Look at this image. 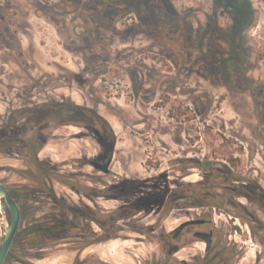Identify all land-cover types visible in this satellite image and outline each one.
I'll return each mask as SVG.
<instances>
[{
	"label": "rangeland",
	"instance_id": "1",
	"mask_svg": "<svg viewBox=\"0 0 264 264\" xmlns=\"http://www.w3.org/2000/svg\"><path fill=\"white\" fill-rule=\"evenodd\" d=\"M233 14L214 0H0V132L18 144L0 183L22 211L6 264L148 262L144 211L182 195L225 223V186L264 177V16L236 33ZM110 158L109 175L90 164Z\"/></svg>",
	"mask_w": 264,
	"mask_h": 264
},
{
	"label": "flooded vegetation",
	"instance_id": "2",
	"mask_svg": "<svg viewBox=\"0 0 264 264\" xmlns=\"http://www.w3.org/2000/svg\"><path fill=\"white\" fill-rule=\"evenodd\" d=\"M96 161L110 163L111 172V158L107 162ZM225 191L226 198L218 205L228 216L220 213L225 223L216 220V207L203 205L196 208L188 202V195L177 197L169 209L144 211L148 216L156 214L154 231L134 232L145 239L154 238L150 242L154 246V256L148 262L139 261V264H264V177L238 176L232 186H225ZM80 195L84 196L82 192ZM168 216L179 222L170 232L165 226ZM249 249L252 257L246 262Z\"/></svg>",
	"mask_w": 264,
	"mask_h": 264
},
{
	"label": "trees",
	"instance_id": "3",
	"mask_svg": "<svg viewBox=\"0 0 264 264\" xmlns=\"http://www.w3.org/2000/svg\"><path fill=\"white\" fill-rule=\"evenodd\" d=\"M222 2H227L230 7L233 8L234 14L232 15V20H234L233 24V30L237 33V31H241V33H244V31L248 28L254 25L255 20H260L262 16H264V0H214L215 9L218 8ZM211 25V24H210ZM244 46H240L238 49L243 50ZM245 50V48H244ZM258 50L260 52V57L264 56V33H263V41L260 43ZM35 116H37L39 113L34 112ZM16 113H14V116ZM16 128L18 131L21 127V124L19 125L18 122H13L10 125L11 127ZM12 127V128H13ZM13 128V129H14ZM13 134L11 131V135L9 137H5V135L0 132V153H7L10 154L11 150L13 148L17 147V143H11L10 141L13 140L12 138ZM18 138L19 141H23L22 137L18 135L15 136ZM12 138V139H10ZM23 145L26 146L25 150L28 152L27 155H31L33 158H38L39 149H35L28 141L22 142ZM91 221H94L103 227H105V223H101L98 218L96 217H89ZM20 235V232H18L17 236ZM15 242V241H14Z\"/></svg>",
	"mask_w": 264,
	"mask_h": 264
},
{
	"label": "water",
	"instance_id": "4",
	"mask_svg": "<svg viewBox=\"0 0 264 264\" xmlns=\"http://www.w3.org/2000/svg\"><path fill=\"white\" fill-rule=\"evenodd\" d=\"M91 165L95 169L101 170L106 174L110 172V163L102 164L97 161H92ZM0 203L2 205V210L0 209V228L2 231L0 264H6V260L21 226L22 215L18 203L12 197L8 187L3 183H0ZM3 208L8 210L10 214L9 218L4 216Z\"/></svg>",
	"mask_w": 264,
	"mask_h": 264
},
{
	"label": "bare ground",
	"instance_id": "5",
	"mask_svg": "<svg viewBox=\"0 0 264 264\" xmlns=\"http://www.w3.org/2000/svg\"><path fill=\"white\" fill-rule=\"evenodd\" d=\"M0 209L2 210V205H1V203H0Z\"/></svg>",
	"mask_w": 264,
	"mask_h": 264
}]
</instances>
